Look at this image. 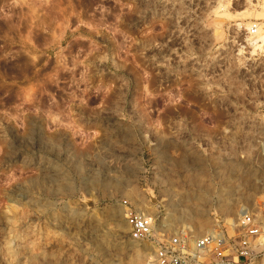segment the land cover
I'll use <instances>...</instances> for the list:
<instances>
[{"label": "rangeland", "instance_id": "obj_1", "mask_svg": "<svg viewBox=\"0 0 264 264\" xmlns=\"http://www.w3.org/2000/svg\"><path fill=\"white\" fill-rule=\"evenodd\" d=\"M261 9L0 0V264H153L129 211L229 252L264 199Z\"/></svg>", "mask_w": 264, "mask_h": 264}, {"label": "built area", "instance_id": "obj_2", "mask_svg": "<svg viewBox=\"0 0 264 264\" xmlns=\"http://www.w3.org/2000/svg\"><path fill=\"white\" fill-rule=\"evenodd\" d=\"M256 3L264 0H254ZM259 25L253 22L250 33L256 34ZM262 214V215H261ZM129 235L134 240L151 241L154 244L153 264H187L188 256L197 258L210 250L213 254L210 264H264V199L257 212L244 213L237 221L238 240L234 247L225 252V240L218 234L209 232L194 239L188 246L181 236H157L153 219L142 213L129 211L126 216ZM231 255V257L227 255Z\"/></svg>", "mask_w": 264, "mask_h": 264}, {"label": "bare ground", "instance_id": "obj_3", "mask_svg": "<svg viewBox=\"0 0 264 264\" xmlns=\"http://www.w3.org/2000/svg\"><path fill=\"white\" fill-rule=\"evenodd\" d=\"M261 14L264 15V9H261L260 15ZM253 43H254V46H256V47L263 46V44H264V35L259 34L258 38ZM212 233H214V232H212Z\"/></svg>", "mask_w": 264, "mask_h": 264}]
</instances>
